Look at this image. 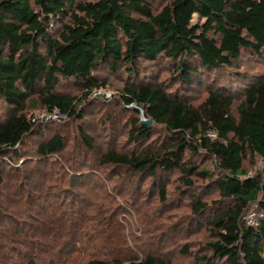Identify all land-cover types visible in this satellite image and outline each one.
Returning <instances> with one entry per match:
<instances>
[{"label": "trees", "instance_id": "obj_1", "mask_svg": "<svg viewBox=\"0 0 264 264\" xmlns=\"http://www.w3.org/2000/svg\"><path fill=\"white\" fill-rule=\"evenodd\" d=\"M157 1L0 0V102L11 107L0 121V156L17 151L34 130L36 122L25 112L32 95L48 113L83 120L82 100L58 91L61 81L85 90V99L98 85L97 72L104 65L113 71L123 67L137 81L140 59L161 61L174 83L199 84L207 90L205 98L192 104L162 82L125 85L122 103L137 114L142 111L168 137L155 150L145 143L138 151L107 150L99 164L138 176L139 181L177 174L178 191L190 199V221H203L211 235L194 264H264V174L248 175L243 166L248 155L264 165V77L246 82L237 117L233 92L227 81L223 86L217 79L225 74L233 81L240 78L235 64L243 51L264 53V0ZM210 74L213 78L207 82ZM200 75L206 76L204 82L196 83ZM151 131L136 119L134 145L147 142ZM81 136L91 145L88 136ZM63 148L57 135L41 141L37 152L47 157ZM200 187L216 188L218 197L203 201L194 194ZM167 198L161 184L159 203L167 204ZM85 264L169 261L148 254L92 258Z\"/></svg>", "mask_w": 264, "mask_h": 264}, {"label": "rangeland", "instance_id": "obj_2", "mask_svg": "<svg viewBox=\"0 0 264 264\" xmlns=\"http://www.w3.org/2000/svg\"><path fill=\"white\" fill-rule=\"evenodd\" d=\"M235 65L241 69L240 78L233 81L225 74L217 79L227 81L233 92V114L237 117L236 106L246 82L264 77V53L255 56L243 51ZM169 73L161 61L140 59L136 81L123 67L113 71L104 65L97 72L98 85L85 99V90L72 81H61L58 91L82 100L83 120L48 113L36 95L27 100L25 112L36 126L17 151L0 156V264H85L92 258L112 260L148 254L159 255L169 264H194V257L203 254V245L211 235L203 221H190V199L178 191L175 172L162 174L158 180L139 181L138 176L99 164L100 155L107 150L133 151L142 143L155 150L168 137L160 125L150 121L149 140L134 145V121L148 119L142 111L137 114L135 108L122 103L120 94L125 85L140 80L162 82L168 91L192 104L205 98L204 87L174 83ZM205 77L200 75L195 82L203 83ZM212 78L210 74L207 82ZM10 111L11 107L0 102V121ZM57 135L64 142L62 151L42 157L38 144ZM81 135L88 136L91 145ZM205 164L210 165V161ZM243 166L248 175L264 174L258 157L251 161L248 155ZM137 183L140 186L135 188ZM161 184L167 188V204L158 200ZM194 194L207 202L218 197L216 188L200 187ZM183 248L189 253L181 254Z\"/></svg>", "mask_w": 264, "mask_h": 264}, {"label": "water", "instance_id": "obj_3", "mask_svg": "<svg viewBox=\"0 0 264 264\" xmlns=\"http://www.w3.org/2000/svg\"><path fill=\"white\" fill-rule=\"evenodd\" d=\"M143 123L150 125L151 122H150V120H146V121L143 122Z\"/></svg>", "mask_w": 264, "mask_h": 264}]
</instances>
